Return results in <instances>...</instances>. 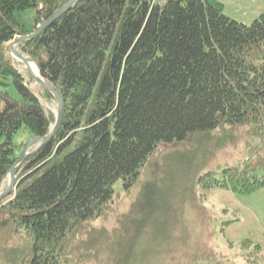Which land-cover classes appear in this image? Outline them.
Wrapping results in <instances>:
<instances>
[{
	"label": "trees",
	"instance_id": "trees-1",
	"mask_svg": "<svg viewBox=\"0 0 264 264\" xmlns=\"http://www.w3.org/2000/svg\"><path fill=\"white\" fill-rule=\"evenodd\" d=\"M67 1L0 0V78L17 92L0 90V191L19 154L13 135L44 136L55 120L4 46ZM17 49L61 92L64 116L16 167L15 190L0 201V264H147L142 237L160 208L154 196L133 202L110 229L91 221L111 211L117 180L129 190L160 145L194 135L223 149L239 130L248 134L249 156L206 170L202 162L197 187H264V12L246 25L217 0H80ZM182 239L165 247L170 263L264 264L263 247L250 239L225 260L211 247L185 249Z\"/></svg>",
	"mask_w": 264,
	"mask_h": 264
},
{
	"label": "rangeland",
	"instance_id": "rangeland-1",
	"mask_svg": "<svg viewBox=\"0 0 264 264\" xmlns=\"http://www.w3.org/2000/svg\"><path fill=\"white\" fill-rule=\"evenodd\" d=\"M217 1L223 4L225 15L246 25L264 12V0ZM16 65L19 71L23 68L20 62ZM26 82L39 96L45 111L52 113L55 119L57 112L55 100H47L42 87L35 83L33 78H27ZM0 90L17 97L10 80L3 81L0 78ZM2 105L0 101V109ZM238 133L237 141L223 149L213 148L211 142L204 137L198 139L200 135H194L183 143L160 145L142 168L137 182L129 190L125 189L121 180L113 184L111 211L104 217L92 220V225L112 228L116 225L117 218L129 211L133 202L150 195L158 200L160 208L154 212L153 219L144 228L142 246L145 248L149 244L147 245L149 256L145 259L147 264H175V261L170 263L169 258L164 257V250L181 235L185 237L182 239L185 249L211 247L224 260L230 259L240 251L238 245L244 239L259 243L264 249V187L248 194H237L222 188H199L193 182L195 169L202 162L205 163L202 170H206L227 164H238L249 156L246 148L248 134L243 129ZM216 134H218L216 131L211 133L213 136ZM28 135L25 128L13 135L15 152L20 153L19 145L29 140ZM248 142L254 148L258 144V140L253 138H248ZM4 184L0 185V189ZM161 201L164 202L162 206ZM15 243L17 238L11 241L10 245Z\"/></svg>",
	"mask_w": 264,
	"mask_h": 264
},
{
	"label": "water",
	"instance_id": "water-1",
	"mask_svg": "<svg viewBox=\"0 0 264 264\" xmlns=\"http://www.w3.org/2000/svg\"><path fill=\"white\" fill-rule=\"evenodd\" d=\"M80 0H68L66 3H64L61 7H59L43 24H41L34 32L28 35H17L15 36L11 41H9L5 47L4 50L6 52V56L9 59L16 60L23 64V68L20 70V73L22 74L24 82L27 80V73L33 78L35 83L46 89L52 96L54 97V100L56 102L57 106V112L55 115V121L53 123V126L51 127V131L44 135V136H33L30 138L21 149L18 156L13 161L12 165L8 169L7 174V185L6 187L0 191V201L5 199L7 196H9L11 193L15 190V169L16 167L24 160V158L35 151L40 145L51 139L55 133L59 130L63 116H64V101L63 97L61 95V92L58 90L57 87L53 86L52 84L46 82L41 75L39 74L38 77H36L31 69L29 68V63L33 61L35 63V66L37 68L36 62L29 56L23 55L18 49L17 45L23 41L33 39L34 37L38 36L43 30H45L53 21H55L57 18H59L61 15H63L67 10L72 8L75 4H77ZM38 70V68H37ZM39 73V71H38Z\"/></svg>",
	"mask_w": 264,
	"mask_h": 264
},
{
	"label": "bare ground",
	"instance_id": "bare-ground-1",
	"mask_svg": "<svg viewBox=\"0 0 264 264\" xmlns=\"http://www.w3.org/2000/svg\"><path fill=\"white\" fill-rule=\"evenodd\" d=\"M29 68L31 69L32 73H33L36 77L39 76L38 70H37V68H36V66H35V63H34L33 61H31V62L29 63Z\"/></svg>",
	"mask_w": 264,
	"mask_h": 264
},
{
	"label": "built area",
	"instance_id": "built-area-1",
	"mask_svg": "<svg viewBox=\"0 0 264 264\" xmlns=\"http://www.w3.org/2000/svg\"><path fill=\"white\" fill-rule=\"evenodd\" d=\"M166 2V0H152V3L162 4Z\"/></svg>",
	"mask_w": 264,
	"mask_h": 264
}]
</instances>
